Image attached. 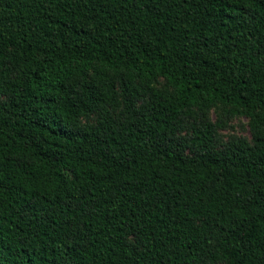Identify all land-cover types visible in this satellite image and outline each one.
<instances>
[{"label":"trees","instance_id":"1","mask_svg":"<svg viewBox=\"0 0 264 264\" xmlns=\"http://www.w3.org/2000/svg\"><path fill=\"white\" fill-rule=\"evenodd\" d=\"M219 104L252 144L179 135ZM219 261L264 264V0H0V264Z\"/></svg>","mask_w":264,"mask_h":264},{"label":"rangeland","instance_id":"2","mask_svg":"<svg viewBox=\"0 0 264 264\" xmlns=\"http://www.w3.org/2000/svg\"><path fill=\"white\" fill-rule=\"evenodd\" d=\"M165 79L160 78L156 86L164 87ZM120 104L112 110L115 120L123 122L128 116V108L125 99L122 95L121 87L119 88ZM148 101V96H142L135 103V108L142 110ZM98 120V113L91 115L87 119H83V123H96ZM207 122L214 125L216 147L222 148L231 144L234 141L244 140L252 144V131L250 126V119L245 115L232 113L229 106L219 104L209 110L201 111L195 109L194 115H186L182 117L181 127L178 131L182 137H189L192 135L195 127L203 126ZM195 149V148H194ZM194 149H187V152L193 153ZM216 264H226L224 261H219Z\"/></svg>","mask_w":264,"mask_h":264}]
</instances>
